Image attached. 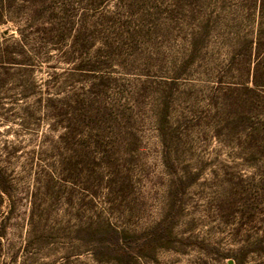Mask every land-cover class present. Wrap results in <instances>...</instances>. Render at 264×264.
Segmentation results:
<instances>
[{
	"label": "rangeland",
	"instance_id": "374dc122",
	"mask_svg": "<svg viewBox=\"0 0 264 264\" xmlns=\"http://www.w3.org/2000/svg\"><path fill=\"white\" fill-rule=\"evenodd\" d=\"M230 263L264 264V0H0V264Z\"/></svg>",
	"mask_w": 264,
	"mask_h": 264
},
{
	"label": "trees",
	"instance_id": "16d2710c",
	"mask_svg": "<svg viewBox=\"0 0 264 264\" xmlns=\"http://www.w3.org/2000/svg\"><path fill=\"white\" fill-rule=\"evenodd\" d=\"M123 250H124V251H128V249H126V248H124ZM239 264H241V263H239Z\"/></svg>",
	"mask_w": 264,
	"mask_h": 264
},
{
	"label": "water",
	"instance_id": "95a60500",
	"mask_svg": "<svg viewBox=\"0 0 264 264\" xmlns=\"http://www.w3.org/2000/svg\"><path fill=\"white\" fill-rule=\"evenodd\" d=\"M231 264V263H230Z\"/></svg>",
	"mask_w": 264,
	"mask_h": 264
}]
</instances>
